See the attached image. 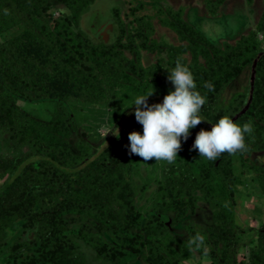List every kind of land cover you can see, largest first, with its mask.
<instances>
[{
	"label": "trees",
	"instance_id": "1",
	"mask_svg": "<svg viewBox=\"0 0 264 264\" xmlns=\"http://www.w3.org/2000/svg\"><path fill=\"white\" fill-rule=\"evenodd\" d=\"M92 2L0 0V131L12 148L9 155L0 154V240L16 220L33 228L31 238L14 239L8 256L22 255L20 264H82L75 250L85 244L102 262L120 264L125 255L144 250L148 264H183L180 253L161 236L167 231L166 219L177 223L187 215L182 246L207 254L211 264H235L232 210L239 174L234 172V154L243 165L252 160L264 196V163L250 158L264 149L259 136L264 130V0L254 27L220 44L178 10L161 17L176 33L177 43L150 37L143 18L133 15L142 3L130 7L126 21L116 14L112 40L94 42L79 25ZM59 4L67 11L55 17L50 9ZM141 50L152 52L154 60L144 65ZM178 58L206 96L199 114L207 121L189 129L181 141L177 172L158 187L144 218L133 203L132 181L124 175L135 155L128 151L127 134L142 130L131 104L152 88L148 102H160L173 87L167 69ZM243 74L247 83L239 81ZM19 99L53 103V108L49 117H40L22 108ZM93 101L120 110L115 124L119 135L110 131L108 136L115 139H94L79 129L72 106ZM224 115L241 126L252 122L246 149L222 153L214 161L199 156L191 148L195 134L209 130L208 121L215 123ZM198 200L212 209L209 223L198 225L192 219ZM248 257L247 264H264V229Z\"/></svg>",
	"mask_w": 264,
	"mask_h": 264
},
{
	"label": "rangeland",
	"instance_id": "2",
	"mask_svg": "<svg viewBox=\"0 0 264 264\" xmlns=\"http://www.w3.org/2000/svg\"><path fill=\"white\" fill-rule=\"evenodd\" d=\"M138 3H142V6L133 15L143 18L149 27L150 37L166 43L179 41L176 33L161 22V17L170 15L173 11H181V17L185 21L201 31L211 42L220 44L223 39L232 41L241 33L253 28L263 8V0H224L220 4L210 3L209 0H93L89 8L80 15L79 25L94 42L112 40L117 30V23L114 20L116 14L126 21L125 13ZM64 10L67 11V8L61 4L50 9L55 17H60L62 15L60 11ZM129 27H135V24L131 23ZM258 38L263 41L262 34H259ZM154 56L152 52L142 50L140 52V60L144 65L153 61ZM246 79L247 75L243 74L239 81L247 83L249 79ZM17 103L25 110L45 118L49 117L53 108V103L46 102L19 99ZM119 113L118 108L102 101L75 102L72 106V115L75 122L80 125L79 129L94 139H101L104 136L109 140L115 139L114 136H108L113 126L115 127ZM5 136L6 134L0 131V154L9 155L12 148ZM259 136L264 139V130L260 131ZM250 158L264 163V149L255 150ZM175 161L176 159L169 163L154 158L144 161L135 154L125 168V177H130L132 181L133 203L142 211L144 218L148 217L147 208L156 198L158 187L167 177L177 172L178 168L174 167ZM233 163L234 172L239 174V181L235 184L233 193L232 212L237 230L234 259L235 264H247L250 246L255 242L258 231L264 229V196L257 182L255 170L251 166L252 160L243 165L238 155L234 154ZM195 209L196 213L192 219L198 222V225L210 222L212 209L207 202L198 200ZM188 218L190 217L186 215L177 223H173L171 217L166 219L167 231L161 237L180 253L183 264H211L207 254H199L194 249L188 252L182 246V240L186 235L183 226ZM32 236L33 228H23L22 220H16L7 226L5 236L0 240V264H20L22 255L9 257V246L16 237L27 239ZM75 253L83 257L82 264H114L95 258L93 250L85 244H81ZM120 264H148L145 251H132L122 258Z\"/></svg>",
	"mask_w": 264,
	"mask_h": 264
},
{
	"label": "clouds",
	"instance_id": "3",
	"mask_svg": "<svg viewBox=\"0 0 264 264\" xmlns=\"http://www.w3.org/2000/svg\"><path fill=\"white\" fill-rule=\"evenodd\" d=\"M167 80L172 88L160 102L149 103L147 97L153 92L137 95L131 105L135 120L142 126L141 131L132 130L128 135V151L144 159L154 158L173 162L186 140L189 129L204 120L200 109L206 102V96L197 91L196 81L189 67L178 58L175 66L167 69ZM210 90L213 87L207 84ZM211 124L209 130L201 128L192 142L191 148L196 149L199 156L216 160L222 153H234L246 149L245 134L253 131L251 121L239 125L227 115L219 117ZM109 131V130H108ZM107 131V132H108ZM114 135H119L113 126ZM106 132V133H107Z\"/></svg>",
	"mask_w": 264,
	"mask_h": 264
}]
</instances>
